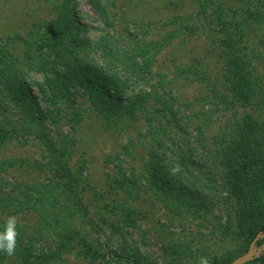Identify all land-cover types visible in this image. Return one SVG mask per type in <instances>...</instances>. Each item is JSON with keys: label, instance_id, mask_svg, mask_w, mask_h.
<instances>
[{"label": "rangeland", "instance_id": "rangeland-1", "mask_svg": "<svg viewBox=\"0 0 264 264\" xmlns=\"http://www.w3.org/2000/svg\"><path fill=\"white\" fill-rule=\"evenodd\" d=\"M63 1L0 0V38L23 35L31 24L54 19ZM75 1L86 37L97 39L102 31L98 18L84 0ZM100 1L111 16L110 34L119 52L130 50L135 41L159 44L150 53H154L150 74L143 80L132 79L122 95L146 96L152 129L161 140L171 174L177 173L173 169L177 156L191 155L196 168L216 180L212 159L224 122L231 117L246 123L264 120V108L256 106L257 95L240 98L223 85L226 64L216 17L223 19L226 30L252 55L259 90L264 89V0ZM20 51L17 46L16 52ZM186 66L204 72L231 104L214 99L209 86L196 75L181 73ZM27 80L32 95L37 96L41 77L30 72ZM75 107L81 122L60 119L56 125L50 121L45 125L55 141L66 143L68 166L78 179L81 203L95 226L80 224V228L96 252L84 256L74 246L62 256L64 264H126L123 250L127 249H136L149 264H198L200 257H207L209 264H225L243 252L244 237L238 236L239 224L232 214L228 216L230 211L221 200L225 194L219 189L216 197L205 192L213 205L205 213L163 198L146 183L143 166L155 136L149 133L143 115L132 119L106 116L79 96ZM6 116L9 121L16 119L11 112ZM20 128L4 143L0 140V161L19 159L45 165L44 146ZM34 166L15 165L0 172V192L13 182L33 185L52 178L45 168ZM35 220L32 215L17 219L25 227ZM225 229L232 234L224 233ZM3 264H11V258Z\"/></svg>", "mask_w": 264, "mask_h": 264}, {"label": "trees", "instance_id": "trees-1", "mask_svg": "<svg viewBox=\"0 0 264 264\" xmlns=\"http://www.w3.org/2000/svg\"><path fill=\"white\" fill-rule=\"evenodd\" d=\"M84 1L102 28L95 40L86 37L87 28L77 17L75 0H64L54 19L31 24L23 35L0 38L1 143L7 137L12 138L22 126L44 146L48 156L45 165L32 164L29 160H1L0 172L15 165H35L36 169L45 168L52 175L45 182L33 185L13 182L0 192V232L4 231L9 217L22 219L32 215L36 219L30 227L17 221L15 254L8 256L0 252V264L9 258L11 264H64L62 256L72 252L74 246L84 256L91 257L96 252L80 228V224L92 229L95 226L81 203L78 179L68 166L70 153L65 142H57L47 134L45 122L50 121L51 125L58 124L60 119L74 124L81 122V114L75 107V98L79 96L106 116L132 119L143 115L149 133L157 134L152 129L146 96L122 94L130 88L132 79L143 80L150 74L154 54L150 53L159 44L135 41L130 50L119 52L112 43L113 25L108 11L100 0ZM220 18L216 17L221 28L219 48L226 64L223 85L226 91L240 98L257 95L256 106L263 109L264 89L259 90L252 55L226 30ZM17 46L21 48L19 53ZM30 72L42 79V84L36 85L37 96L32 95L27 80ZM181 73L196 75L209 86L214 99L224 105L231 104L225 95L217 92L204 72L186 66ZM7 112L14 113L16 119L9 121ZM216 140L212 159L216 180L205 177L191 155L177 156L173 168L177 173L171 174L161 151L163 145L156 136L143 166L144 180L163 198L175 199L205 213L213 209L205 192L213 197L219 196V191L224 193L221 200L230 211L228 216L232 214L237 227L239 224L238 236L242 235L246 243L242 255L256 235L264 233V120L246 123L231 117L224 122ZM232 219L228 222L232 223ZM231 231L225 229L224 233L232 234ZM263 243L264 238H260L256 246ZM123 251L126 264H149L136 249ZM234 258L227 259L225 264ZM246 264H264V251Z\"/></svg>", "mask_w": 264, "mask_h": 264}, {"label": "clouds", "instance_id": "clouds-1", "mask_svg": "<svg viewBox=\"0 0 264 264\" xmlns=\"http://www.w3.org/2000/svg\"><path fill=\"white\" fill-rule=\"evenodd\" d=\"M17 218L15 216L9 217L4 227V231L0 232V252L8 256H13L17 247ZM198 264H209L207 257H200Z\"/></svg>", "mask_w": 264, "mask_h": 264}, {"label": "water", "instance_id": "water-1", "mask_svg": "<svg viewBox=\"0 0 264 264\" xmlns=\"http://www.w3.org/2000/svg\"><path fill=\"white\" fill-rule=\"evenodd\" d=\"M264 238V233H258L249 244L248 250L242 255L234 258L229 264H246L259 256L264 251V243L261 246H256L258 239Z\"/></svg>", "mask_w": 264, "mask_h": 264}]
</instances>
